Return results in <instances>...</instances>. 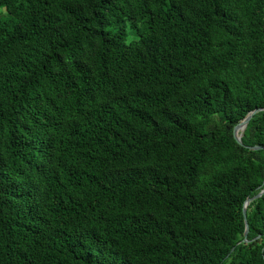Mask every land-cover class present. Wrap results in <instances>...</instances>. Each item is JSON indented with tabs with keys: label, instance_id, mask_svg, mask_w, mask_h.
Listing matches in <instances>:
<instances>
[{
	"label": "trees",
	"instance_id": "1",
	"mask_svg": "<svg viewBox=\"0 0 264 264\" xmlns=\"http://www.w3.org/2000/svg\"><path fill=\"white\" fill-rule=\"evenodd\" d=\"M262 191L264 0H0V264H264Z\"/></svg>",
	"mask_w": 264,
	"mask_h": 264
},
{
	"label": "water",
	"instance_id": "2",
	"mask_svg": "<svg viewBox=\"0 0 264 264\" xmlns=\"http://www.w3.org/2000/svg\"><path fill=\"white\" fill-rule=\"evenodd\" d=\"M261 110V109H260ZM260 110H254L252 111L248 116L247 118L237 126L236 128V133H235V137H236V140L239 144H242V137H243V133L247 127V125L249 124V121L250 119L252 118V116L254 114H256L258 111ZM251 150H261L263 149L262 147H250ZM264 191H262L260 194H258L257 196L253 197V198H248L246 201H245V204H244V218H245V225H246V231H245V235H244V239L242 242H248V232H249V225H248V222H247V217H246V209H247V206L248 204L256 199V198H259L263 195Z\"/></svg>",
	"mask_w": 264,
	"mask_h": 264
}]
</instances>
